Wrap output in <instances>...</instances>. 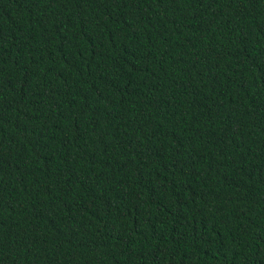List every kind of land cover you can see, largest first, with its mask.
<instances>
[{
    "label": "trees",
    "instance_id": "obj_1",
    "mask_svg": "<svg viewBox=\"0 0 264 264\" xmlns=\"http://www.w3.org/2000/svg\"><path fill=\"white\" fill-rule=\"evenodd\" d=\"M0 264H264V0H0Z\"/></svg>",
    "mask_w": 264,
    "mask_h": 264
}]
</instances>
